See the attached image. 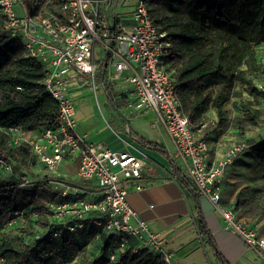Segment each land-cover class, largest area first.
I'll return each instance as SVG.
<instances>
[{"label": "trees", "instance_id": "1", "mask_svg": "<svg viewBox=\"0 0 264 264\" xmlns=\"http://www.w3.org/2000/svg\"><path fill=\"white\" fill-rule=\"evenodd\" d=\"M143 1L153 24L172 43L168 68L175 75L183 112L193 129L207 122V113L214 111L215 119L207 122L201 134L204 139L216 142L220 134L234 130L251 145L244 154L254 166L258 184L243 188L232 210L264 233V134L245 140L248 128L258 127L263 115L255 105L264 99V88L258 87L264 81V62L257 52L264 45V0ZM32 3L34 11L44 15L59 11L60 0ZM113 21L124 25L119 16ZM43 79V64L30 58L22 42L11 37L0 14V161L11 167L9 172L0 170V264H158V255L147 249L133 252L138 246L134 238L127 237L119 250V238L91 219L82 221L81 228L67 219L73 231L54 219L48 205L73 199H61L51 189V178L30 146L13 144L15 134L9 132L38 133L55 123L58 104L46 92ZM171 175L181 187L197 192L175 166ZM248 190L251 194L245 196Z\"/></svg>", "mask_w": 264, "mask_h": 264}, {"label": "built area", "instance_id": "2", "mask_svg": "<svg viewBox=\"0 0 264 264\" xmlns=\"http://www.w3.org/2000/svg\"><path fill=\"white\" fill-rule=\"evenodd\" d=\"M32 1L28 0V7L23 0H0V14L11 37L22 42L30 58L43 64V86L58 104L53 126L34 133L32 140L24 142L51 177V189L61 199L69 196L73 199L48 205L54 219L70 231L74 229L69 228L67 219L78 228L82 221L91 219L93 224L103 226L104 231L119 238V250L130 237L138 242L133 252L147 249L158 255V264H177L165 239L130 207L126 200L129 190L121 186L122 182L141 179L146 157L90 143L86 135L77 132L75 102L66 94L69 87L75 86L91 90L96 98L100 70L111 82H117L126 73L122 81L130 86L134 97L129 109L154 113L155 124L162 126L175 148L182 174L218 211L226 229L264 257V233L259 234L257 226H252L249 220L237 218L232 208L223 207L219 193L226 169L251 145L233 144L219 159L211 161L208 143L201 135L207 122L194 130L183 112L178 84L167 63L172 43L153 24L144 1L138 0L130 24L119 26L109 17L113 0H60L58 13L45 15L40 10L34 11ZM17 4L22 15L14 11ZM258 87L263 89L264 85ZM9 132L15 134L13 144L24 141L21 138L24 132L16 129ZM71 156L78 162L76 175L80 185L69 184L59 172ZM0 170L9 172L11 167L0 161ZM168 178L174 179L170 174ZM88 181L95 182V187L85 186ZM143 189L141 184L133 187L134 192ZM53 236L58 234L54 232ZM114 260L115 251L109 257V261Z\"/></svg>", "mask_w": 264, "mask_h": 264}, {"label": "crops", "instance_id": "3", "mask_svg": "<svg viewBox=\"0 0 264 264\" xmlns=\"http://www.w3.org/2000/svg\"><path fill=\"white\" fill-rule=\"evenodd\" d=\"M127 5L124 0H119L118 4L114 2L109 17L113 19L119 16L124 25L130 24L134 9L125 12L123 7ZM125 76L126 73H123L120 80L111 82L104 77L103 70L98 72V91L106 95L116 110L119 111V106H123L126 111L127 118L123 115L122 118L115 117L111 111L108 112L115 127L104 119L102 124L94 125L96 115L82 114L78 106L80 95L88 89L71 86L66 94L75 102L77 132L86 135L90 143L101 144L112 151H126L139 158L146 157L141 179L121 183L129 190L126 200L130 207L149 224L153 232L165 239L177 264H264V257L257 250L248 248L236 234L226 229L222 217L207 199L192 189L181 187L175 179L168 178L174 166L182 172L175 148L162 126L155 124V120L147 126L141 120L144 113L129 109L128 104L133 102L134 97L130 86L122 81ZM215 117L216 114L213 119ZM28 134L30 137L34 135ZM224 151L216 153L214 159L210 157L211 161L219 159ZM250 163V158L242 154L226 169L219 184L223 207L232 208L237 194L243 188L258 184L254 181V166ZM84 184L88 188L96 185L93 181ZM137 184L143 186L142 192H134L133 187ZM250 194L251 190L244 193L245 196Z\"/></svg>", "mask_w": 264, "mask_h": 264}, {"label": "rangeland", "instance_id": "4", "mask_svg": "<svg viewBox=\"0 0 264 264\" xmlns=\"http://www.w3.org/2000/svg\"><path fill=\"white\" fill-rule=\"evenodd\" d=\"M119 0H113L114 2H117L118 4ZM127 1V7H123L125 10V12H131L132 9H135V6L138 2V0H124ZM27 6L29 7V5L27 4ZM118 12H120V8L117 9ZM14 11L16 13V15H22L20 6L17 4L14 6ZM100 47L97 46L96 48V58H98V55L100 54ZM258 57L261 59L262 62H264V45H262L259 49H258ZM264 83V81L260 82V84ZM264 85V84H263ZM87 90V89H86ZM81 99H80V104L79 109L82 111V114L84 115H88V114H92L96 115L97 118L94 119V125H98L102 124V122H104V120H106V122L112 126H114L113 121L110 119V117L108 116V112L111 111L112 114H114L115 117H121V115H123L124 118H127L126 115V111L124 110L123 106H119V111L116 110L112 103L110 102V100H108V98L106 97V95L100 91H97V95L96 98L95 96L92 94V91L88 89V91H83L82 94L80 95ZM259 104L255 105V108L260 109L261 112L263 113L262 117H261V124L258 127H249L248 131L246 133V139L245 140H257L260 136H262L264 134V99H258ZM228 109L231 111L234 110V108L232 106H228ZM232 114H235V112H232ZM144 116L142 117L141 120H143L146 125L148 126V124L152 123L153 120H155V115L152 112L149 113H144ZM215 116V112L212 113L211 111L209 113H207V122H211V120L214 118ZM122 118V117H121ZM104 119V120H103ZM24 141L23 142H29L30 140H32V137H30L29 134L25 133L23 137H21ZM208 143V147L210 150V157H213V159L216 157V153H222L223 150H225L226 148H228L229 146L236 144L238 142H243L244 140H240L238 138V136L236 135V131L234 130H229L227 132H224L222 134L219 135L217 141H212L209 140L208 138L205 139ZM27 144V143H26ZM219 157V156H218ZM76 158L74 156H71L68 159V162L64 163V167H62L59 172L61 173V175L63 176L64 180L69 182V184H73V185H80L82 184L79 181L78 176L76 175V167L78 166V162H75ZM51 178V177H50ZM92 251V248L88 249V252ZM209 252V251H208ZM202 253V250H201ZM209 259L212 258V256L210 255V253L208 254ZM78 264L80 263V261L77 262Z\"/></svg>", "mask_w": 264, "mask_h": 264}]
</instances>
